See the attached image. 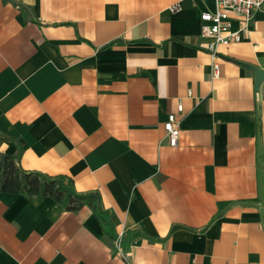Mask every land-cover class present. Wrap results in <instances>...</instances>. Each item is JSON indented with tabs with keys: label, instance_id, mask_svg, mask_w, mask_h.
I'll list each match as a JSON object with an SVG mask.
<instances>
[{
	"label": "crops",
	"instance_id": "obj_1",
	"mask_svg": "<svg viewBox=\"0 0 264 264\" xmlns=\"http://www.w3.org/2000/svg\"><path fill=\"white\" fill-rule=\"evenodd\" d=\"M205 9L0 0V151L20 146L22 168L66 174L110 211L104 226L89 205L0 191V264H126L121 228L133 264H264V3L217 46L216 76Z\"/></svg>",
	"mask_w": 264,
	"mask_h": 264
},
{
	"label": "built area",
	"instance_id": "obj_2",
	"mask_svg": "<svg viewBox=\"0 0 264 264\" xmlns=\"http://www.w3.org/2000/svg\"><path fill=\"white\" fill-rule=\"evenodd\" d=\"M263 3L264 0H214L213 10L205 9L200 13V36L212 59L213 76L218 74L217 46L240 41L242 34L249 29L256 11ZM234 20L237 22L236 27H233ZM177 109L182 110L181 102H178ZM163 129L168 143L175 145L179 135V120L174 113L167 114ZM112 252L126 264H133L131 250L124 244L123 228L113 237Z\"/></svg>",
	"mask_w": 264,
	"mask_h": 264
},
{
	"label": "trees",
	"instance_id": "obj_3",
	"mask_svg": "<svg viewBox=\"0 0 264 264\" xmlns=\"http://www.w3.org/2000/svg\"><path fill=\"white\" fill-rule=\"evenodd\" d=\"M20 153V146L14 154L0 151V191L49 195L66 210L89 205L97 212L104 226L109 224L110 211L103 207L98 190L78 191L73 179L66 174L49 175L26 170L19 165Z\"/></svg>",
	"mask_w": 264,
	"mask_h": 264
}]
</instances>
